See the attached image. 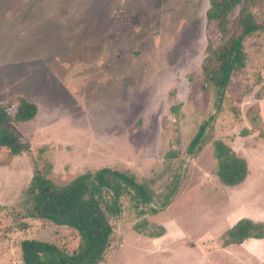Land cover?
<instances>
[{"label":"rangeland","instance_id":"rangeland-1","mask_svg":"<svg viewBox=\"0 0 264 264\" xmlns=\"http://www.w3.org/2000/svg\"><path fill=\"white\" fill-rule=\"evenodd\" d=\"M208 8L209 0H0V105L25 98L38 108L9 125L28 149L6 162L0 148V264H21L26 238L78 245L72 229L25 216L36 166L58 185L101 168L131 173L159 198L177 179L155 214L123 200L103 264H264V238L222 245L239 220L264 224V27L246 39L247 65L219 102L201 69L217 35L206 28ZM258 8L263 25L264 0ZM205 123L204 142L188 153ZM215 140L246 161L241 184L220 181Z\"/></svg>","mask_w":264,"mask_h":264},{"label":"trees","instance_id":"trees-1","mask_svg":"<svg viewBox=\"0 0 264 264\" xmlns=\"http://www.w3.org/2000/svg\"><path fill=\"white\" fill-rule=\"evenodd\" d=\"M261 2L209 0L206 28L209 33L215 31L217 35L208 37L201 69L204 83L216 89L219 102L223 101L233 74L247 65L246 39L264 27L258 21ZM238 6L241 8L231 26L230 16ZM37 111V105L25 98H20L16 105H0V148L5 150L6 162L28 149L9 125L30 121ZM207 127V123L200 126L187 148L188 153H194L204 142ZM213 144L220 181L226 186H237L245 181L249 173L246 161L224 141L215 140ZM175 156L173 152L166 155L168 159ZM177 183V179L173 180L168 191L159 198L150 182H138L131 173L101 168L58 185L48 177L47 169L36 166L24 191L22 207L25 216L72 229L78 237V245L67 250L49 241L26 238L20 243L21 264H103L113 240V221L123 211V200H129L136 210L150 206L148 212L155 214L167 206ZM141 228L139 223L134 226L137 232L143 233ZM262 238L264 224L243 218L224 232L222 245Z\"/></svg>","mask_w":264,"mask_h":264}]
</instances>
